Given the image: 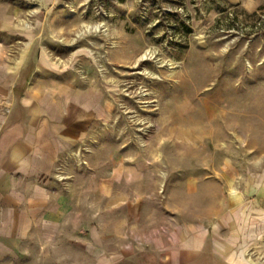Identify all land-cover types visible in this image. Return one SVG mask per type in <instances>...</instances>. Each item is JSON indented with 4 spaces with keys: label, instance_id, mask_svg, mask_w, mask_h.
Returning a JSON list of instances; mask_svg holds the SVG:
<instances>
[{
    "label": "rangeland",
    "instance_id": "1",
    "mask_svg": "<svg viewBox=\"0 0 264 264\" xmlns=\"http://www.w3.org/2000/svg\"><path fill=\"white\" fill-rule=\"evenodd\" d=\"M40 55L54 72L39 76L89 86L101 116L67 166L91 188L90 220L104 184L129 251L189 224L236 264H264V0H0V122ZM78 220L0 239L14 251L1 242L0 264H94Z\"/></svg>",
    "mask_w": 264,
    "mask_h": 264
},
{
    "label": "crops",
    "instance_id": "2",
    "mask_svg": "<svg viewBox=\"0 0 264 264\" xmlns=\"http://www.w3.org/2000/svg\"><path fill=\"white\" fill-rule=\"evenodd\" d=\"M43 69L53 75L54 67L43 55L38 60L29 57L19 67L11 83L13 103L0 122V211L5 215L2 222L6 221L0 239L21 240L27 231L49 225L54 237L63 234L62 229L79 233L78 219L83 217L87 225L82 236L93 240L87 256L94 264L235 263L221 254L216 240L199 225H182L179 235L169 228L163 235L151 236L149 247L129 251L120 222L122 195L106 193L104 184V193H97L98 213L90 220L91 188L76 185L67 166L72 162L69 151L89 146L92 122L101 116L91 111L89 86L41 78ZM124 213L129 218L135 211L129 208ZM1 245L4 255L14 253Z\"/></svg>",
    "mask_w": 264,
    "mask_h": 264
}]
</instances>
